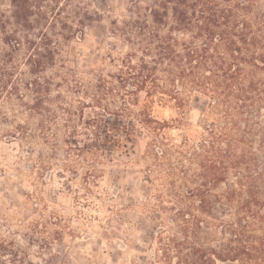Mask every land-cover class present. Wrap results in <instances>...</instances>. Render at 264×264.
<instances>
[{"label": "trees", "instance_id": "16d2710c", "mask_svg": "<svg viewBox=\"0 0 264 264\" xmlns=\"http://www.w3.org/2000/svg\"><path fill=\"white\" fill-rule=\"evenodd\" d=\"M73 1L10 0L9 13L0 10V41L13 53L27 52L31 76L24 83L28 95L15 84L4 99L28 108L30 117L43 115L64 80L60 71L48 72L62 66L75 26L84 25ZM134 1L131 16L112 23L129 50L113 58L115 71L97 75L93 83L100 111L89 123L93 141L85 148L112 154L135 140L140 125L153 137L149 147L157 155L156 139L169 123L157 120L148 105L133 110L140 95L150 102L173 101L183 110L193 97L205 98L204 134L193 145L183 143L182 159L169 174L176 235L169 243L160 239V259L264 264V175L255 147L256 119L264 109V9L258 10L257 0H153L146 6ZM10 56L0 53V99L17 70ZM28 134L25 125L14 133L22 140ZM203 228H219L222 240L201 243Z\"/></svg>", "mask_w": 264, "mask_h": 264}, {"label": "rangeland", "instance_id": "374dc122", "mask_svg": "<svg viewBox=\"0 0 264 264\" xmlns=\"http://www.w3.org/2000/svg\"><path fill=\"white\" fill-rule=\"evenodd\" d=\"M134 2H72L84 25L75 26L62 66L48 72L60 71L64 80L43 115L30 117L28 108L4 99L15 84L28 95L24 83L31 76L27 52L13 53L0 41V53L11 54L10 65L17 67L0 99V264H163L160 239L169 243L176 235L169 174L178 166L183 143L193 145L204 134L208 101L195 96L183 110L173 101L150 102L140 95L133 110L148 105L157 120L169 123L156 139L157 155L149 147L153 137L140 125L135 140L112 154L85 148L93 141L89 123L100 111L93 83L97 75L115 71L113 58L129 50L112 23L129 18ZM136 2L146 6L153 0ZM257 7L263 10L264 0H257ZM0 10L9 13L10 0H1ZM256 121L264 175V109ZM19 125L28 127V139L15 138ZM222 237L219 228H203L197 235L207 244Z\"/></svg>", "mask_w": 264, "mask_h": 264}]
</instances>
